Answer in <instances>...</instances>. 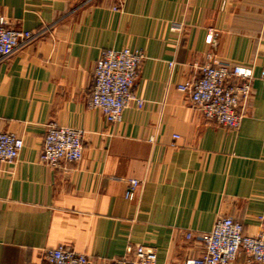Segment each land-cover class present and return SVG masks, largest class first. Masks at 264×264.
<instances>
[{"label": "crops", "instance_id": "1", "mask_svg": "<svg viewBox=\"0 0 264 264\" xmlns=\"http://www.w3.org/2000/svg\"><path fill=\"white\" fill-rule=\"evenodd\" d=\"M0 16L43 32L0 63V132L25 144L0 173V264H47L60 246L112 264L139 245L156 264H183L203 252L187 234L218 218L264 233V0H0ZM125 48L146 55L134 88L144 105L110 124L88 105L93 72L103 50ZM208 54L253 72L237 130L206 122L178 89ZM50 122L84 132L81 162H40ZM233 264L264 263L241 253Z\"/></svg>", "mask_w": 264, "mask_h": 264}, {"label": "built area", "instance_id": "2", "mask_svg": "<svg viewBox=\"0 0 264 264\" xmlns=\"http://www.w3.org/2000/svg\"><path fill=\"white\" fill-rule=\"evenodd\" d=\"M12 28L0 16V63L8 60L17 50L41 37ZM209 34L208 41H212ZM146 55L142 50L125 48L103 50L93 72L94 87L88 101L90 108L103 112L110 124L121 121L124 111L133 103L142 108L144 101L135 95L134 88L140 66ZM207 63L198 67V78L181 84L178 89L189 95L195 109L206 122L230 130L239 129L245 117V107L253 96V72L244 65L221 64L207 55ZM174 66V64H171ZM178 139V136H175ZM84 132L50 122L46 127L40 162L52 170L78 164L84 157ZM23 139L10 132H0V173L5 166L14 164L23 150ZM140 185L131 180L126 198L133 200ZM188 240L198 239L203 246L199 257L183 264H233L244 253L250 262L264 263V233L249 236L243 224L231 217L218 218L211 232L188 233ZM47 264H90L89 258L64 246L44 253ZM155 248L145 245L129 247L127 254L112 264H156Z\"/></svg>", "mask_w": 264, "mask_h": 264}]
</instances>
